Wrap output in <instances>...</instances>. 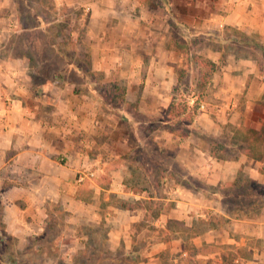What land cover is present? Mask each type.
Here are the masks:
<instances>
[{
  "label": "crops",
  "instance_id": "1",
  "mask_svg": "<svg viewBox=\"0 0 264 264\" xmlns=\"http://www.w3.org/2000/svg\"><path fill=\"white\" fill-rule=\"evenodd\" d=\"M63 1L70 8H90L84 18L79 15L77 23L84 26L73 33L87 57L65 63L36 84L31 72L40 73L47 61L31 53L40 56L43 47L26 51L24 46L18 53L10 37L35 29L48 37L47 22L41 15L31 28L16 29L13 0H0V244L5 243L1 230L11 236L0 257L11 255L14 264L26 258L40 259L38 264H199L200 255L192 248L209 245L203 255L207 264H264V206L257 213L234 216L221 206L224 189H216L242 179L264 183V160L243 152L217 159L209 150L191 149L188 135L181 139L168 129L159 136L157 127L149 130L150 136L155 133L154 143L163 144L165 138L164 144L174 147V140H182L177 157L170 158L185 169L183 177L196 175L203 184L193 189L168 169L172 175L163 179L173 185L162 195L154 185L144 189L132 182L133 163L124 158L134 148L126 132L134 136L136 123L118 128L122 120L110 122L117 112L106 109L94 78L84 74L109 77L117 72L114 82L124 90L123 102L116 104L121 116L131 119L141 111L168 115L169 94L179 83L178 44L184 50L189 42L178 43L172 30L176 25L189 28L204 37L202 50L198 48L202 61L216 65L203 90L210 86L216 116L199 111L193 123L210 133L217 118L220 125L235 123V131L241 117L251 112L264 117V81L257 61L235 58L227 42L264 53V0ZM196 66L202 74L205 67ZM145 199L160 205L150 209L143 205ZM122 201L131 207H123ZM197 221L205 227L195 231ZM147 226L154 235H146Z\"/></svg>",
  "mask_w": 264,
  "mask_h": 264
},
{
  "label": "rangeland",
  "instance_id": "2",
  "mask_svg": "<svg viewBox=\"0 0 264 264\" xmlns=\"http://www.w3.org/2000/svg\"><path fill=\"white\" fill-rule=\"evenodd\" d=\"M13 3L15 5V11L17 13V18H18L16 29H20L22 26L31 28L32 26H34V24L37 23V21L40 20L41 15H43L41 17H43V19L47 22L46 31L49 32L48 37L45 33L36 29L32 32H26L20 30L12 34V36L10 37L11 46L18 53L24 52L25 49L26 51H28V49L30 50L35 46L38 47L37 49H41L43 47L44 52L42 55L37 56L31 53L34 56V59L37 58L39 59L43 57L44 61H47L46 64L44 65V68L41 69L40 73L36 74L31 72L32 78L34 79V83L36 84L40 83L42 79H45L47 75L50 76L53 73H55L54 70L63 68L65 63L66 66L67 64L69 66L70 64H75V60L78 58L82 59L83 62L86 60L87 55L86 53L83 52L84 49H81L78 46L77 39L74 38V34H73L75 30H78L82 26H84V25H79V23H77L79 15L84 10V6H81L78 9L73 7L70 8L69 6H67V4L64 3L63 0L62 1L61 0H13ZM175 28L176 30H172V31L176 35V37H178L177 40L178 43H180L181 39H187V41H189L188 49L183 50V47L180 48V44H178L179 55H177L176 59H178V61L175 64V66L176 65L178 66L175 67V72L177 74V77H179V83L175 85L174 92L172 93V91L170 90L171 93L169 94V99L170 97L172 98L173 96L174 99L172 100L177 102L180 101L181 99L189 100L188 98L191 99L194 93L195 94L199 93V90L196 87L195 83H198L201 80L202 74L199 71L200 68L198 69V66H196V63L200 62L196 60L197 59L196 56H199L200 57L199 59L201 61H202L201 57L204 58V56L200 55L198 51V48L200 49V51L202 50L201 48L204 37L197 33H191L189 28L184 29L180 25H176ZM46 43L50 44V47H47ZM255 45L259 47V44H255ZM24 46H26L25 49ZM227 51H230V53L233 54L234 57L237 59L241 58L242 56L253 57V59L257 61V66L259 67V73L263 76V81H264V53L262 51L261 54L260 51H253L247 48L238 49L235 46H231L228 42H227ZM180 52L183 54L182 57L180 55ZM179 58H182V61H179ZM34 59L33 61H35ZM194 60L197 62H195ZM201 69L204 71L207 68H201ZM36 70L37 69H35L34 71ZM115 76H118L117 72H113L111 75H109V77L101 75L100 73H94L91 76V78H94L95 81L94 87L102 91L111 82H114V80H116ZM209 87L207 92L206 91L202 92V94L204 95L200 101V104H203V107H200V111H208L210 115L216 116L215 111L210 108V106L214 105L216 101L215 102L213 101V96L209 92L210 90ZM242 100L243 98L240 100V105L244 106L242 104L243 103ZM165 102L166 101L164 99L162 103L165 105ZM104 103L106 104V109L109 108L112 110V112H117L116 117L109 118L110 122H114V124L118 125V123H120V121L118 120H122L118 128L121 127L122 123H126L127 125L128 122L130 126L131 123L133 122L136 123V125L134 126L135 129L134 136H130V133L126 132V135L129 136V140L134 145V148L133 150H131V155L125 154L124 158H126V162L128 160H131V163H133L132 172L134 173V177L132 178V182H134V184L136 185H140V187L144 189L152 190L155 187L157 191H159V193L162 195V191L164 193V191H166L167 189H169L171 185H173L171 181H167L163 179L165 176L169 177L168 175H172L167 173L168 169L170 172H174L178 176L182 177L183 181L188 186L189 185L192 186L193 189L203 184L202 179L197 177L196 175L188 174L186 175L187 176L186 178L183 177L182 175H185L186 173L185 169L180 165L178 160L174 161L173 159L170 158V157H175V158L177 157L176 150L179 148L180 144H182L181 142L182 140L178 141L172 138L171 141L174 140L175 142L174 147L170 146L171 145L170 142L164 144L165 138H163L164 140L163 144L161 142H158V144L157 142L154 143L153 137L155 136V133H152L150 136L151 131L149 130L155 129L157 127H158L157 135L159 136L163 135L164 133H166V130L168 131V129L171 128L183 129V132L184 133L186 132L188 134L189 140L191 139V141H193L190 143L191 149L192 147H194L195 149L199 148L201 151L209 150L212 153V155H214V157H216L217 159H221V156L227 158L236 155L237 150H235L233 147L230 146V143H232L233 140L235 141L240 140V136H237V132L234 131V128L238 127L236 126L235 123L233 124L231 122H224L223 125H220L218 119L214 118L213 125L215 126V131L208 133L202 131L197 125H195L193 123L194 120L192 123L188 121L171 120L170 117L167 115V113H165L163 116H159L157 114H155L154 116H150L147 113H144L143 111L136 113L131 117V119H129L127 118L129 116H126L124 114H123L124 116H121V114H119L120 113V110L118 111L119 106H116V104L109 105L110 104L109 102H104ZM259 103H261V101ZM147 104L150 107L156 106L154 105V101H147ZM148 106L145 107L146 110L152 109ZM256 107H257V102L254 105V110L256 109ZM242 109L244 110V107ZM251 115L252 116L254 115L253 112H251ZM146 117L148 120L150 119L151 121H149L150 123L148 124H143L144 122L143 120ZM249 117L246 119H244L245 117L244 118L241 117L240 128L242 127L243 129H246L250 127L252 128L256 127L255 129L257 130L260 129L264 117H262L263 119L260 117H258L257 119L255 115L252 118L250 117L251 119ZM131 127H129V129ZM243 132L244 130H242L241 133ZM147 134H149L150 140L147 139L146 137ZM136 138L139 139L140 141L139 146H136L138 143V142L136 143L135 140ZM194 153L196 154L195 150ZM242 172L243 169H241L240 173ZM151 177H155V179H152ZM248 180L249 179H242L241 181H239V183L236 186L220 185L219 188H216V189H224V191L219 195L220 196L219 199L222 201L221 206L225 207L226 209H231L236 205H241V206H245L246 209H249V207H251V204H253V202L256 203L259 199L258 197H256L258 196L259 187L256 186V184L254 183L253 185H251ZM184 182L183 184H185ZM105 183H107V180L102 181V184ZM152 185H154V187ZM106 194L107 193L105 192L102 195L103 196L102 199L107 197ZM161 203L162 206L164 205L165 207V203L167 202L161 199ZM143 205L150 209L152 208L157 209L158 206L160 205V201L159 200L150 201L145 199ZM210 220L212 223L217 222V218H211ZM148 226L146 227L145 230L146 235L147 234L154 235V232H152L151 229L148 228ZM204 227L205 225H203L201 221H197L195 223V231L201 230ZM53 230H57V229H53ZM142 231L143 229L139 228L140 234ZM98 234L100 236V232H98ZM189 234L190 233H188V235ZM211 248L212 247L209 245H203L199 249L194 248L193 250L192 248L191 251L195 252L196 255H200V256H196L199 259L198 262L199 264H207L205 262L206 258L203 255L209 252Z\"/></svg>",
  "mask_w": 264,
  "mask_h": 264
},
{
  "label": "trees",
  "instance_id": "3",
  "mask_svg": "<svg viewBox=\"0 0 264 264\" xmlns=\"http://www.w3.org/2000/svg\"><path fill=\"white\" fill-rule=\"evenodd\" d=\"M255 42V40H253ZM255 44H259L258 42H255ZM260 45V44H259ZM199 64H202L205 68L202 72L201 80L196 84V87L199 90L198 94H193L191 99H181L180 101H174L170 103L168 107V116L171 120H177V121H188L190 123L193 122L194 117L197 115V113L200 111V101L204 94H202L203 90L205 89L207 83L210 80V77L212 75V72L215 70L216 65L211 62L210 60H204L200 61ZM85 76L91 79V76L93 75L92 72H84ZM97 93H100L102 96V103L103 102H109L110 104H117L123 102V87L119 86L116 82H111L107 87L104 88V90L100 91L99 89H95ZM174 99V97H173ZM192 102V103H191ZM171 132H173L175 135L184 138L188 134L183 132V129L181 128H171ZM242 130H244L243 133ZM237 136H240V140H233L232 143H230V146L233 147L237 152H243L246 154L249 158H253L256 160H264V120L262 122V126L260 129L255 128H246V129H236ZM236 152V154H237ZM231 157V156H230ZM228 158V157H227ZM221 159H225L223 156H221ZM240 180L237 182L230 184L231 186H236L239 183ZM251 185L256 184V186L259 187L258 190V201L253 204H251V207L249 209H246L245 206L236 205L231 208V214L234 216H245L249 214L257 213L258 210L264 206V183H257L253 180H248ZM211 189V187H208ZM233 192V191H232ZM235 193V192H234ZM122 206L125 208L131 207V204L127 201H122ZM257 210V211H256ZM48 235H46L47 237ZM1 237L3 238V241L5 243L0 244V252L4 253V250L9 246L8 243L11 242V236L8 235L5 231L1 230ZM45 241H47L46 238H44ZM0 262H5L6 264H14L13 258L11 255L5 256L2 254L0 257ZM38 264L40 262V259L31 261L26 258V261L20 260L19 264ZM0 263V264H1Z\"/></svg>",
  "mask_w": 264,
  "mask_h": 264
},
{
  "label": "built area",
  "instance_id": "4",
  "mask_svg": "<svg viewBox=\"0 0 264 264\" xmlns=\"http://www.w3.org/2000/svg\"><path fill=\"white\" fill-rule=\"evenodd\" d=\"M89 11H90V8L88 6L84 7V10L82 12V14H83V17L82 18H84L85 16H87L88 13H89ZM200 107H203V104H200ZM78 179H79V181H81L83 179V175H81Z\"/></svg>",
  "mask_w": 264,
  "mask_h": 264
}]
</instances>
